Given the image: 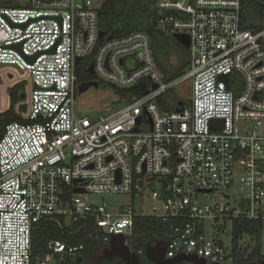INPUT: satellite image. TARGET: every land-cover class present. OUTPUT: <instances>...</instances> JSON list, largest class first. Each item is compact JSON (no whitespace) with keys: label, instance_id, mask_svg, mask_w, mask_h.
I'll use <instances>...</instances> for the list:
<instances>
[{"label":"built area","instance_id":"built-area-1","mask_svg":"<svg viewBox=\"0 0 264 264\" xmlns=\"http://www.w3.org/2000/svg\"><path fill=\"white\" fill-rule=\"evenodd\" d=\"M106 1L0 8V115L11 108L9 90L24 87L15 107L21 122L7 124L0 139V264H78L89 244L110 246L113 232L132 245L135 219L145 217L173 222L166 259L191 252L234 264L245 254L235 248V226L261 223L264 231V29L243 28V0H157V31L190 37L188 73L168 81L147 32L100 39ZM87 59L99 84L151 88L123 97L115 113L79 117L78 66ZM187 79L189 106L164 111L159 99ZM147 189L159 214L111 213L90 200L143 198ZM42 221L71 240L86 238L51 239L34 254Z\"/></svg>","mask_w":264,"mask_h":264},{"label":"trees","instance_id":"trees-1","mask_svg":"<svg viewBox=\"0 0 264 264\" xmlns=\"http://www.w3.org/2000/svg\"><path fill=\"white\" fill-rule=\"evenodd\" d=\"M156 1L154 4L156 5ZM263 2V0H261ZM0 8H16L14 0H0ZM141 10L144 15L150 13L149 9L142 7L141 0H107L100 10V31L105 36L116 38L124 37L133 32L143 31L147 32L152 37L157 32L158 24L162 18L157 5L154 12H151V19L149 21L144 19H138L136 13ZM242 25L243 28L251 31H260L264 29V9L262 5H259L255 0H243V12H242ZM146 29V30H145ZM103 42V41H102ZM185 55L189 56V50L178 43ZM92 64L91 59L83 60L78 66V78L79 83L86 84L94 82L95 78L89 74L88 69ZM190 64L187 61L185 66L180 67L173 75H167L165 69L159 65L168 81L180 78L184 76V70L188 69ZM24 90L23 86H15L9 90L11 108L6 114L0 115V139L3 135V129L7 124L13 122H21V119L15 114V107L18 103L23 101L20 98V93ZM121 90H119L120 93ZM123 92V91H121ZM125 94V92H123ZM120 95H122L120 93ZM143 93L137 96L140 98ZM122 97H127L122 95ZM175 110V109H174ZM174 110L164 109L166 112H172ZM173 222H163L162 220L145 217L137 218L134 222V236H133V247L138 250H146L147 244L154 240H165L167 233L170 232V227ZM263 224L259 223H244L242 225H236L233 231L235 242L242 236H250L257 240V248L255 253H260L262 249V232ZM79 237V236H78ZM80 239L86 238V234H82ZM71 240L70 236L63 235L52 223L42 221L35 225L32 233L33 240V252L34 254H42L44 252L45 244L51 239H63L65 242L71 245H79L80 239ZM94 245L92 246V248Z\"/></svg>","mask_w":264,"mask_h":264},{"label":"rangeland","instance_id":"rangeland-1","mask_svg":"<svg viewBox=\"0 0 264 264\" xmlns=\"http://www.w3.org/2000/svg\"><path fill=\"white\" fill-rule=\"evenodd\" d=\"M155 0H141L142 7L149 9L150 13L144 15L141 10H138L136 16L138 19H144L149 21L151 19V12H154L156 5H159V1ZM16 7H25L28 5L29 0H14ZM264 9V0L262 2ZM158 8V7H157ZM146 30V29H145ZM152 48L157 63L165 69L167 75H173L180 67L185 66V63L189 62V56L185 55L182 47L174 39L173 34H165L157 31L152 37ZM189 68V67H188ZM188 73V69L184 70V74ZM183 77V76H182ZM95 78V77H94ZM176 80V79H174ZM173 81V80H172ZM96 82V78L94 80ZM151 88L148 81H143L139 84L138 89L134 91L123 92L122 95H126L129 98H136L146 90ZM243 87L241 88V90ZM119 89L113 88L104 83H100L99 88H90L88 91L77 95L76 113L79 117H89L90 119L97 118L107 113H115L126 106V102L122 99ZM193 97V81L187 79L181 84L177 85L167 94L159 99V105L164 109L174 110L178 102H184L187 106L192 101ZM145 195L141 197H133L128 195H104V196H92L90 200L97 205L105 204L111 213L120 212L122 209H128L133 207L138 214H144L147 216H153L160 213V202L154 200L151 197V190H145ZM211 233L213 231V224H208ZM207 225V226H208ZM207 228V231L209 230ZM231 233V226L227 228V234ZM219 239L223 240L226 245L231 243L230 238L221 235ZM236 249L243 253L252 252L257 248V240L250 236H242L239 238ZM262 247L264 254V231L262 237ZM93 244L88 245V249H92Z\"/></svg>","mask_w":264,"mask_h":264},{"label":"flooded vegetation","instance_id":"flooded-vegetation-1","mask_svg":"<svg viewBox=\"0 0 264 264\" xmlns=\"http://www.w3.org/2000/svg\"><path fill=\"white\" fill-rule=\"evenodd\" d=\"M157 240L151 241L154 243ZM167 243V242H166ZM168 244V243H167ZM168 248V245H167ZM154 258L159 259V252L155 249ZM256 249L252 252L245 253L241 260H237L234 264H252L264 260L263 247L260 253H255ZM132 253L137 256L134 258L135 262H127L123 259L120 254H129ZM125 254V255H126ZM126 255V256H127ZM180 257V256H179ZM182 262L178 264H211L207 262L208 260L194 258L191 256L182 255ZM137 261V262H136ZM157 264L155 261H150L146 256V250H138L136 247H133L128 242L125 246L120 244V242L114 241L110 246H100L96 251L92 249H87L84 253V256L81 258V262L78 264ZM160 264H169V263H160Z\"/></svg>","mask_w":264,"mask_h":264},{"label":"water","instance_id":"water-1","mask_svg":"<svg viewBox=\"0 0 264 264\" xmlns=\"http://www.w3.org/2000/svg\"><path fill=\"white\" fill-rule=\"evenodd\" d=\"M255 2L257 4H259V5H262L261 0H255ZM173 37L178 43H180L183 47H185L187 50H189V48H190V37L188 35L175 34ZM104 38H105V34L103 32H100V39H104ZM111 39H112V37H108V40H111ZM79 62H80V59H77V64ZM88 72L92 76L95 74L93 66L89 67ZM222 79L227 82L228 81V76H224ZM99 85L100 84L97 83V82L82 84L79 87V93L82 94V93L88 91L92 87L99 88ZM136 89H137V87H134V88L131 89V91H134ZM154 89H157V87L155 86ZM145 95H148V93H145ZM255 98H256V96H255ZM182 106H183V103L179 102L178 103V107H182ZM182 111H183V109H180V108L176 109V112H182ZM140 123H141V118L138 119V125ZM213 123L214 124L221 123L223 125V121H214ZM76 193H83V190H76ZM114 241L120 242V244L125 246L127 239H126V237H125V235L123 233H118V234L114 235V232H113L112 233V238L110 240V245H112ZM167 245L168 244L165 241H163V240H157L154 243L147 244V246H146V256H147V258L150 261H155L157 264H160V263H163V262L169 263V264H178V263L183 261L182 257H181L182 255L208 260L206 258L200 257V256H198L196 254L191 253V252L182 253V254L177 255V256H175L173 258L166 259ZM155 249H157L158 252H159V259H155L154 258V253L156 252ZM125 254L122 253V254H120V256L123 259H125L128 263L132 262V261L135 262L134 258H137L136 255H134V254H132L130 252H129L128 255L126 254L127 256ZM79 262H81V260H79ZM207 262L208 263L211 262V264H223V263H217V262H214V261H211V260H208ZM131 264H135V263H131ZM252 264H264V260L256 262V263H252Z\"/></svg>","mask_w":264,"mask_h":264}]
</instances>
